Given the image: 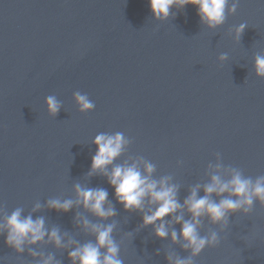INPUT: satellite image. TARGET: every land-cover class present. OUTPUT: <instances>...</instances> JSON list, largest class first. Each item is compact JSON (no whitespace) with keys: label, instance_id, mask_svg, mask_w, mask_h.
Masks as SVG:
<instances>
[{"label":"water","instance_id":"obj_1","mask_svg":"<svg viewBox=\"0 0 264 264\" xmlns=\"http://www.w3.org/2000/svg\"><path fill=\"white\" fill-rule=\"evenodd\" d=\"M171 11L161 21L149 0H0V205L8 214L23 207L27 216L39 201L33 219L43 216L46 226L81 243L94 241L76 226L78 212L99 222L91 213L46 205L75 199L77 183L103 188L117 213L114 237L124 264H168L167 251L182 258L190 252L157 238L151 226L141 228L142 213L125 211L105 176L88 175L96 135L123 133L131 144L114 163L150 161L154 178L171 175L180 185L181 203L191 187L209 182L216 153L245 177L264 175V78L255 72V56L264 55V0H240L217 29L202 24L191 4ZM241 23L248 26L237 41ZM76 91L94 102L93 111H79ZM49 95L63 105L55 117ZM208 228L221 243L195 264H264L259 201L249 216L231 215L224 231L205 221L201 235ZM5 240L6 233V264H34L27 249L20 255ZM39 250L72 264L67 251L47 244Z\"/></svg>","mask_w":264,"mask_h":264},{"label":"clouds","instance_id":"obj_2","mask_svg":"<svg viewBox=\"0 0 264 264\" xmlns=\"http://www.w3.org/2000/svg\"><path fill=\"white\" fill-rule=\"evenodd\" d=\"M240 0H149L151 11L157 20L165 21L172 15L171 9H183L191 4L197 8L202 24L209 29L223 26L228 15H234ZM248 25L241 23L234 29L237 41ZM228 55L221 54L220 61H226ZM255 72L264 78V55L255 56ZM73 98L81 113L95 109V104L87 94L80 91L73 93ZM49 115L55 117L63 107L55 95L45 98ZM93 143L97 151L92 157L89 176L100 174L107 178L115 190L116 200L125 211L142 213L141 228L151 226L157 238H171L172 244L179 245L190 252L182 258L175 251H167L168 264H195L206 248L218 247L221 243L219 233L208 228L204 235L205 221L219 226L220 231L229 227V218L234 214L249 216L259 201L264 206V175L255 179L245 177L237 167L225 166L220 153H216V163L208 164L209 182L197 183L190 188L189 195L180 202L178 183L173 176L165 175L154 178L156 166L142 157L132 163L115 164L131 144L121 132L114 134L100 133ZM182 161H178L182 165ZM141 164L143 168H141ZM203 190L204 195L200 196ZM75 199L55 197L47 201V208L67 213L73 207L83 209L96 217L93 222L81 213L76 215V226L81 232L95 239L81 243L68 232H61L58 227L49 228L43 216L33 219L32 213L41 210L37 201L27 216L24 208L17 207L11 214L0 205V236L5 235V243L22 255L25 249L33 258L34 264H62L53 252L47 254L39 250L40 245H52L57 250L67 251L72 264H124L121 259V244L114 237L117 229L116 210L109 201V194L103 188H88L77 183L74 185ZM215 197V198H214ZM189 217L185 219V215ZM170 217V219H168ZM111 220V223L107 221ZM175 225H180L177 232ZM139 231V228L137 229ZM132 236V233H126ZM159 254V250H157ZM0 264H6V257L0 256Z\"/></svg>","mask_w":264,"mask_h":264}]
</instances>
